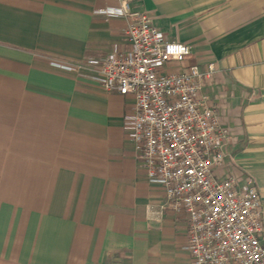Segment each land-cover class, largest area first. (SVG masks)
<instances>
[{
  "label": "crops",
  "instance_id": "crops-1",
  "mask_svg": "<svg viewBox=\"0 0 264 264\" xmlns=\"http://www.w3.org/2000/svg\"><path fill=\"white\" fill-rule=\"evenodd\" d=\"M191 55L250 177L264 244V0H128ZM116 0H0V264H191L186 222L135 159L131 100L53 65L126 52ZM223 93V96H219Z\"/></svg>",
  "mask_w": 264,
  "mask_h": 264
},
{
  "label": "built area",
  "instance_id": "built-area-1",
  "mask_svg": "<svg viewBox=\"0 0 264 264\" xmlns=\"http://www.w3.org/2000/svg\"><path fill=\"white\" fill-rule=\"evenodd\" d=\"M116 1V15L129 19L128 51L53 65L131 100L123 124L135 159L147 181L162 187L163 208L185 219L191 264H264L262 201L254 180L217 174L234 137L206 91L215 64L168 69L184 62L190 47L166 40L128 0ZM178 46L186 51H169Z\"/></svg>",
  "mask_w": 264,
  "mask_h": 264
},
{
  "label": "clouds",
  "instance_id": "clouds-1",
  "mask_svg": "<svg viewBox=\"0 0 264 264\" xmlns=\"http://www.w3.org/2000/svg\"><path fill=\"white\" fill-rule=\"evenodd\" d=\"M169 51H175L177 53L186 51L182 46H178L176 48H170Z\"/></svg>",
  "mask_w": 264,
  "mask_h": 264
}]
</instances>
